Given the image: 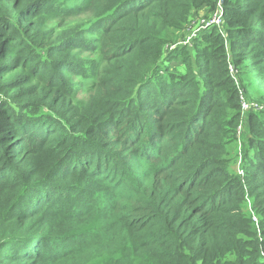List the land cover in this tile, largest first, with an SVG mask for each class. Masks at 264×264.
Here are the masks:
<instances>
[{
    "label": "trees",
    "instance_id": "16d2710c",
    "mask_svg": "<svg viewBox=\"0 0 264 264\" xmlns=\"http://www.w3.org/2000/svg\"><path fill=\"white\" fill-rule=\"evenodd\" d=\"M218 2L0 0V264H264V0L184 43Z\"/></svg>",
    "mask_w": 264,
    "mask_h": 264
},
{
    "label": "built area",
    "instance_id": "2783aa9c",
    "mask_svg": "<svg viewBox=\"0 0 264 264\" xmlns=\"http://www.w3.org/2000/svg\"><path fill=\"white\" fill-rule=\"evenodd\" d=\"M223 16H224L223 0H219L217 10L215 12L211 13L209 16L202 17V19L200 20L199 26H197L194 29V31L192 32V34L190 36H188L186 38V40H184L183 42L186 44L191 43V40L199 32H202L211 26H214V25L222 26L223 21H224ZM240 93H241V97H242L243 117L245 116L247 111H250L252 109H261L262 106H260L259 104L255 103V102L250 103L248 100H246V98L243 95L242 88H240ZM241 130H242V128L240 126L239 131L241 132Z\"/></svg>",
    "mask_w": 264,
    "mask_h": 264
},
{
    "label": "rangeland",
    "instance_id": "374dc122",
    "mask_svg": "<svg viewBox=\"0 0 264 264\" xmlns=\"http://www.w3.org/2000/svg\"><path fill=\"white\" fill-rule=\"evenodd\" d=\"M80 2L82 3L81 6H84L86 4V0H80ZM207 14V10L206 9H203L199 12V15L196 16L194 19H193V22H192V25L190 26V28L187 30L186 32V38L188 36H190L192 34V32L194 31V29L199 26L200 24V20L202 19V17L206 16Z\"/></svg>",
    "mask_w": 264,
    "mask_h": 264
}]
</instances>
